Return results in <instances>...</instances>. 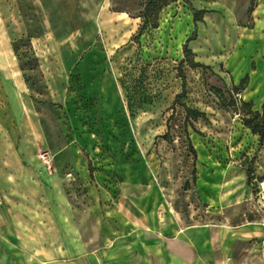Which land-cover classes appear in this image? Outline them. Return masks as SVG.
Returning a JSON list of instances; mask_svg holds the SVG:
<instances>
[{"label":"rangeland","instance_id":"obj_1","mask_svg":"<svg viewBox=\"0 0 264 264\" xmlns=\"http://www.w3.org/2000/svg\"><path fill=\"white\" fill-rule=\"evenodd\" d=\"M147 3L0 0V58L29 37L46 87L0 67V264H154L138 225L264 234V141L242 121L264 109V0H178L141 30Z\"/></svg>","mask_w":264,"mask_h":264},{"label":"crops","instance_id":"obj_2","mask_svg":"<svg viewBox=\"0 0 264 264\" xmlns=\"http://www.w3.org/2000/svg\"><path fill=\"white\" fill-rule=\"evenodd\" d=\"M0 67L8 78H12L11 73H17L19 69L14 56H2ZM19 85L21 92H26L22 78ZM31 111L29 105V114ZM138 226L132 230L141 231L146 237L136 241L132 234L130 247L139 252L142 245L147 253L154 255V264H264V234L259 230L253 232V227L243 226L230 231L213 225L184 226L181 223V232L175 228L173 232L176 234L166 237L160 227H156V232H148ZM254 238L258 241L250 244Z\"/></svg>","mask_w":264,"mask_h":264},{"label":"trees","instance_id":"obj_3","mask_svg":"<svg viewBox=\"0 0 264 264\" xmlns=\"http://www.w3.org/2000/svg\"><path fill=\"white\" fill-rule=\"evenodd\" d=\"M178 0H148V3L145 7L144 13H143V27L141 30H144L146 26H150L153 28H157L159 26V13L168 5L171 3L177 2ZM205 14V11H196L195 13V21H200L201 20V15ZM195 39V36L190 37L184 48V59L185 62L188 63V65L191 68H206L204 65L195 62L193 59V53L192 50L189 47V43ZM24 42L26 43L27 47L29 50L26 53H21L19 52V45ZM15 56L18 59L19 67L23 73V77L25 79V83L28 86L29 90L31 92H36L38 94H41L42 90H44L45 87V82L41 79H38L37 75H31L29 72H27L26 67L28 65H32L34 67H39L38 66V59L33 51V47L30 43L29 37L24 40H19L15 41L12 44ZM41 74V73H40ZM182 74V73H181ZM183 84H182V89L183 92L182 94L185 93L186 91V83H185V77L182 74L181 75ZM182 94L178 95V97L182 96ZM32 102L34 103L35 106H37V99L34 95L31 94L30 96ZM246 105V104H245ZM247 106V105H246ZM187 111H190L189 107H186ZM243 124L248 127L253 134L259 136L260 143H263L264 141V109L262 112L260 111H250L249 115H245L242 119ZM192 151L194 155L196 156V151L192 148ZM91 175H92V169L90 170Z\"/></svg>","mask_w":264,"mask_h":264},{"label":"built area","instance_id":"obj_4","mask_svg":"<svg viewBox=\"0 0 264 264\" xmlns=\"http://www.w3.org/2000/svg\"><path fill=\"white\" fill-rule=\"evenodd\" d=\"M46 164H48V163L46 162ZM263 259H264V253H263Z\"/></svg>","mask_w":264,"mask_h":264}]
</instances>
